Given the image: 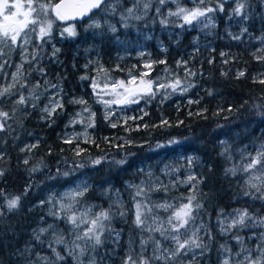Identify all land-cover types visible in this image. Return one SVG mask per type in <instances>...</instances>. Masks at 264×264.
Wrapping results in <instances>:
<instances>
[{
	"label": "rangeland",
	"instance_id": "374dc122",
	"mask_svg": "<svg viewBox=\"0 0 264 264\" xmlns=\"http://www.w3.org/2000/svg\"><path fill=\"white\" fill-rule=\"evenodd\" d=\"M154 1L155 0H153V2ZM209 1L211 0H204V2ZM9 2L14 3L15 0H9ZM26 2L27 0H21V3L25 5ZM43 2L47 3L48 0H43ZM57 2L58 0H51L53 4ZM175 2L176 0H172V3L175 4ZM191 2L199 3V0H191ZM234 2V8L228 10L224 14V25L222 27L213 12L208 13V16L211 17L214 26L213 24H209L208 27H205L204 25L208 23V21L202 17V23L194 21L192 25L186 24L184 27H180L182 23H179L178 30L174 25H169V23L164 24L161 29L155 27L144 29L140 23L151 14V11L141 20H129L128 27L126 28L122 26L119 15H104L99 11L98 15L91 16L82 24L84 37L80 43L77 42L79 31L78 23L54 19L51 39L46 37L44 40H41L37 33L30 34V43L26 46L29 54L28 59L31 61L30 63L23 61L21 56L23 49L20 47H17L14 51L9 52L8 55L0 58V63L4 60L8 61L3 70L0 71V87H6L12 82V75L16 72L17 66L21 63H23L21 83L24 84L23 88L20 87V84H17L16 88L13 89L14 94L2 99V102H0V109L8 111L10 116H12L13 109L16 107L17 110L12 117H17L19 119L33 111H37L44 119H49L42 110L49 105L50 99H60L63 105L65 101H67L72 107L73 112L69 113V118L62 136L65 141L71 140V142H75L74 149L76 152L80 149V144L77 142H87L93 138L94 122L99 112L102 113L104 119H112L115 125L125 127L126 132L141 128L140 124L136 122L142 117V114L146 110L144 105H139L138 107L136 103H132L127 105L111 104L106 106L102 101L110 100L114 97L103 93L105 91L110 92L113 89L114 81L123 80L127 84L129 80L134 78L138 84L140 81L138 74L149 73L155 65V49L161 53H166L170 48L167 40L162 34L165 35L172 44L176 43L177 48L180 49V51L174 55L176 56L174 66H172V64L168 65L164 74L160 75L155 80L156 87L159 84L172 85L175 84L177 80L180 81L179 86L175 89L172 87H165L167 90L165 95L170 97L180 93L187 95L189 92V85L185 83L184 79L189 77V73L192 72L190 64L193 53H197V55L200 56L201 62L206 59L208 62H212L214 60V52L218 39L228 44H231V42L241 44L249 51V54L252 55L254 60H259L264 56V33L251 34L249 32V18L252 9L248 6L247 0H234ZM238 2L244 3L245 5L242 15H236L234 12ZM131 3L132 0H122V7L118 8L117 11L120 12L123 11L124 8L131 7ZM177 8L173 11L175 12ZM188 9H191V7ZM50 16L54 17V13H50ZM245 16L247 19L244 18ZM0 20H2V18H0ZM93 20H99L102 27L99 29L90 28L89 25ZM105 20H108L111 24L116 26V33L107 30V26L104 25ZM68 28L74 29L76 35L71 36L65 33L62 36L61 32H64V30ZM245 28L247 31H243ZM187 30H191L195 33L189 36L188 42H185L183 41V36H185ZM67 37H70L72 42L74 41V57L78 58L81 63L77 65L75 61L71 62V69L73 72L82 71L78 77L77 83H74L72 79L69 80V83H65L60 80L58 74L53 72V69H48L52 64H56L62 67V78H67L69 76L65 71L66 66L61 65L63 60L62 57L57 55V53L63 49L62 44L66 41ZM234 37H239V39ZM105 38L110 40L111 44L117 48L114 60L110 58L108 59L109 61L106 62L104 61L105 57L101 49V42ZM230 46L219 51L218 55L222 58L221 60L227 59L228 55L229 57H235L236 53H238V49L232 48L234 47L232 44ZM54 49H59L55 56H53ZM5 51L8 52V49H5ZM34 52L37 53V55L35 60H32L31 54ZM161 61H163V63L165 62V60H160L158 63H161ZM146 64L150 65V67H145ZM41 69L43 70V74L40 71ZM116 70L120 73H124V78L114 74ZM136 70L139 72L137 73ZM2 73L3 75H1ZM258 76L260 80H264V70L259 72ZM53 77L56 79L51 80ZM81 77H87V79H81ZM93 82L98 85L95 89L92 86ZM76 84H78L79 89L76 88ZM37 85H39V87H36ZM53 85L56 87H53ZM152 86L153 84L151 87ZM185 88H187L186 91L184 90ZM33 89L36 95L39 96V100L32 101L29 99L28 104L15 106L14 102L19 98V95L23 94L27 98L29 92L33 91ZM211 91H215L217 95L221 92V89L212 87ZM98 92H100L101 95L98 96ZM57 93H59L58 96ZM81 99L86 103L80 104L72 102ZM33 104H35V107L32 106ZM85 108H87L88 111H85ZM59 110L60 109H57L56 112ZM56 112L52 114L51 118H53ZM91 113H94V116H90ZM73 120L77 122L72 123ZM80 120L84 122H78ZM90 122L92 126H89ZM248 126L249 125L245 124L243 129L247 130ZM239 132L240 131L236 128L229 129L228 131L220 130L215 138L214 144L218 152L229 160L228 165L222 166L220 173L224 182H227V185L224 186L225 190L231 189L233 193L242 197L245 196L243 193L247 190L245 182L249 178V173H244L240 169L247 163V160L244 158L246 154H255L256 149H258L261 144H264V126H259L257 130L262 138L257 142L248 140H243L241 142ZM37 141L38 139L36 138L33 139V141L28 139L22 141L18 145L17 151L22 154L24 161L27 160L29 163L31 159V155L29 154L31 146L36 144ZM127 142H131V140L127 139ZM7 144L6 133L4 131L0 132V163L6 162L9 158L10 153ZM170 156L169 159L166 158L164 161L153 157L132 163L129 169L131 175L127 178H123L121 185L112 184V182L106 181L105 179L96 185L97 193L109 202L117 217V221L121 224L113 228L120 233V238L119 241L116 242L114 236H110L106 241L107 245L105 244V248H97L95 252L89 249L84 257L81 258L84 264H87V261L93 257L96 260V264H123V259L129 251V234H126V231H129V229L126 228L125 225L133 223L135 212L133 199L135 197V188L131 186L141 185L142 182L146 190L149 187H159L160 185H166L168 188L167 192L162 190L150 192L148 195L150 203L168 201L177 204L187 202L182 198L192 194V185L195 184V181L191 183H183V181L187 180L190 175L199 179L201 183L197 185V199L202 203L203 208L199 210L195 223L189 225V232L199 228L201 224L207 229V211L213 209L216 196L215 192L210 189L211 186H204L202 183L204 178H198L197 167L206 164V157L203 158V156L193 153L192 151L185 152L182 148H178L177 151ZM190 159L191 164L189 163ZM233 167L237 168L236 175L230 173L226 175V169ZM82 184L88 186V191L83 197L77 198L79 203L74 204L73 210L79 214L90 206H95L91 209L92 213L100 211V207L95 201H92L90 197L86 198V195L93 186L90 173L81 175L63 188H48L32 206L33 213L31 225L26 231L29 241L27 248L31 251L27 252L24 257V264H45L39 257L55 259L52 249L49 248V244H52L56 251L60 252L61 255L66 258L63 261L57 262V264H78L74 257H70L67 254L68 249L71 248V241L74 239V235L72 225L63 218L64 212L60 210L59 205L61 202L68 204L70 201L65 197V193L77 189V186ZM252 191L254 192V190ZM258 196L259 193H256V197ZM41 201H43V203H41ZM217 211L219 212V227L221 229V222H225L223 226H226V221L231 219L234 211H227L222 207H218ZM53 212H58L59 216L52 215L51 213ZM121 212L126 213V215L121 217L119 215ZM153 214H158L161 219H166L168 215V213H165L163 210L157 209L153 210ZM194 215H196L195 212ZM49 225L53 227L46 233L40 235V241L35 240L34 232H38L40 228H47ZM205 228L200 229L199 235L203 242L207 244ZM181 231L183 232V229ZM262 232H264V226L259 225L243 230L233 229L228 233L221 232V235L224 236L222 245L227 244L232 250L234 260L239 259L242 257H235V254L239 252V245L233 239V236L240 235L244 237L245 246L255 249V246L260 243L258 237ZM59 235L64 236L65 244L56 245L54 243V237ZM141 235L143 234L139 236ZM155 235L157 239L161 240L165 247H174V244L170 241H164L158 233ZM249 237H251V239H249ZM183 238L184 237H182V239ZM36 248L42 250L34 251ZM256 254L257 253L253 251V256ZM222 258L223 253L221 251L219 264H221ZM159 264H161V262H159ZM173 264H206L204 260V251L202 252L201 249L193 248L191 251H186V254H182L178 257Z\"/></svg>",
	"mask_w": 264,
	"mask_h": 264
},
{
	"label": "trees",
	"instance_id": "16d2710c",
	"mask_svg": "<svg viewBox=\"0 0 264 264\" xmlns=\"http://www.w3.org/2000/svg\"><path fill=\"white\" fill-rule=\"evenodd\" d=\"M219 4H223V11L217 10L214 15L222 27L224 14L234 8V0H211L203 4L192 3L191 0H176L174 4L172 0H167L163 6L157 5L154 1L151 14L143 19L140 25L144 29L153 27L161 29L164 24H161L160 20L166 18L169 25H174L178 30V24L183 21L175 16H167L169 11L179 6L217 8ZM247 4L252 9L249 32L264 33V0H247ZM156 7H161L159 15L155 11ZM98 14L99 10L92 16ZM84 22L78 23L77 42L79 43L84 37L82 30ZM194 33L187 30L183 41L188 42L189 36ZM162 36L167 40L170 48L166 53L155 49V65L149 73H146L147 75L143 76L144 80L153 82L152 90L155 94L151 96L145 94L136 103L138 107L144 105L146 108L142 117L136 122L141 128L126 132L123 126L112 127L114 124L112 119H104L99 112L94 122L93 138L87 142H77L82 150L77 154L74 149L75 142L66 143L62 136L69 113L73 112L67 101L51 120L44 119L37 111H33L23 118L12 117L8 121L10 128L4 132L7 136L10 155L6 162L0 163V170L3 171V175L0 176V193H2L0 210L4 213L0 217V264H24V257L27 254L25 249L29 244L26 231L31 225L32 206L48 188H63L81 175L90 173L93 186L86 198L90 197L92 201H95L100 210L113 212L109 202L97 193V184L105 179L112 184L121 185L123 178L131 175L129 169L132 163L153 157L164 161L166 158L169 159L178 148H182L185 152L192 151L203 158L206 157V164L197 167L198 178L203 177L204 186H211L210 189L216 196L213 209L207 211V230L211 233V241L206 234L208 244V250H204L206 264H219L220 245L224 241L219 227L218 207L227 211L247 209L258 217H264V200L249 196L241 197L233 193L231 189L225 190L224 186L227 182H224L220 173L222 166L228 165L229 160L218 152L214 144L220 130L228 131L234 128L240 131L241 142L243 140L257 142L262 139L257 130L259 126H264V114H262L264 113V83H260L258 73L264 70V56L254 60L241 44L231 42L234 46L232 48L239 50L238 53L235 57L228 55L227 59L221 60L219 51L231 44L218 39L212 62H208L207 59L201 62L200 56L193 53L190 65L195 75L184 79L187 85H191L188 86L187 95L180 93L170 97L165 95L167 91L165 88L155 86V80L164 74L168 65L174 66L176 60L174 55L180 49L165 35L162 34ZM62 48L57 55L62 57L61 65L66 66L65 71L69 76L62 78V67L56 64H52L48 69H53V72L58 74L60 80L65 83H69L71 79L77 83L82 71L73 72L71 69L72 61H75L77 65L81 64L79 59L74 57V41L67 37ZM101 49L105 62L110 58L114 60L117 48L111 44L110 40L103 39ZM160 60L165 62L158 63ZM240 72L244 75L240 76ZM114 74L124 78V73L118 70L114 71ZM141 75L138 74L139 79ZM55 79V77L51 78V80ZM75 86L79 89L78 84ZM212 87L220 88L221 92L216 95L215 91H211ZM257 106L260 107L257 108ZM245 124L250 126L247 130L243 129ZM35 138L38 141L34 144L35 147H31L29 153L31 159L25 164L22 154L17 151L18 145L24 140L33 141ZM127 139L131 142H127ZM169 141H177V143H169ZM97 159L101 161L99 164L92 163ZM120 160H126V163H115ZM34 168L36 170L32 171ZM63 173L68 175L65 176ZM15 196L21 197L20 207L9 212L6 208V199ZM119 225L121 224L114 215L111 221L112 229ZM125 227L129 229L126 231L129 239L135 240L133 247L138 253L140 251L139 235L143 234L146 238L148 234L140 233L133 223L126 224ZM105 235L108 234L105 233ZM106 241L99 247L100 249L105 248ZM41 250L34 249V251ZM151 252L152 245L149 244L145 255H151ZM156 264L159 262L157 261Z\"/></svg>",
	"mask_w": 264,
	"mask_h": 264
},
{
	"label": "snow or ice",
	"instance_id": "6c2138e0",
	"mask_svg": "<svg viewBox=\"0 0 264 264\" xmlns=\"http://www.w3.org/2000/svg\"><path fill=\"white\" fill-rule=\"evenodd\" d=\"M156 4L163 6L167 0H155ZM153 0H132L131 7L124 8L123 11L118 12V8L122 7V0H58L57 3H51V0H48L47 3L43 0H27L26 5L21 3V0H15L14 3H10L9 0H0V58L8 55L9 52L14 51L17 47L23 49L21 56L24 62H31L28 59L27 45L30 43V34L37 33L39 39L44 40L46 37L51 39L52 34V25L54 19L65 20L70 18V15L83 17L88 13H91L92 10H99L104 15H119L120 21L123 27H128L129 20H141L148 15L149 11L152 10ZM199 3L203 4L204 0H199ZM244 3H237V7L234 9L236 15H242L244 10ZM217 10L223 11V4H219L217 8L212 7H193L191 9L178 7L175 12L169 11L167 16H175L182 19L183 23L180 27H184L185 24L192 25L193 22L202 23L201 18H205L208 23H205V27H208L209 24L214 22L211 20V17L208 16V13H213ZM156 13L159 15L161 12V7L155 8ZM50 13H54V17L50 16ZM247 19V17H244ZM161 24H167L168 20H160ZM104 25L107 26V30L116 33L117 28L115 25L111 24L108 20L104 21ZM90 28L99 29L102 27L99 20H93L89 25ZM247 31V29H243ZM65 33L71 36H75L76 32L72 28L65 29L64 32H61L63 36ZM239 39V37H234ZM8 49V52L5 51ZM59 49L53 50V56ZM32 60H35L37 53H32ZM8 61L4 60L0 63V71L3 70L5 64ZM163 63V61H161ZM186 63V62H184ZM145 67H150L146 64ZM22 68L23 63L17 66V70L12 75V82L9 83L6 87H0V102L3 98H7L13 95V89L16 88L17 84H20V87L23 88L24 84L21 83L22 80ZM43 74V70H40ZM147 75L146 73L141 75L139 84L133 78L125 83V81H114L113 89L105 91L103 94L111 95L114 98L110 100H103L102 102L107 106L111 104H132L138 103L140 98H143L145 94L151 96L155 93L152 90V81H145L143 76ZM189 75H195V73L190 72ZM240 76H243L244 73L240 72ZM81 79H87V77H81ZM260 83H264V80H260ZM180 81L177 80L175 84L172 85H157L158 88L172 87L176 88L179 86ZM136 85V86H133ZM93 88H97L98 85L93 82ZM191 85H189L190 87ZM36 87H39L37 85ZM53 87H56L53 85ZM185 91L187 88L184 89ZM59 93H57V96ZM97 95H101L100 92ZM29 99L32 101L39 100V96L36 95L35 90L30 91L28 97L26 98L23 94L19 95V98L15 100V106L26 105L29 102ZM73 103L85 104L84 100L72 101ZM35 107V104L32 105ZM260 106H257L259 108ZM63 103L60 99H50L49 105L46 106L42 111L46 114V117L51 119L52 114L57 111V109H62ZM16 107H14L12 116L15 115ZM85 111H88L85 108ZM264 114V113H262ZM79 115V114H78ZM8 111L0 109V132L6 131L10 128L8 121L12 119ZM90 116H94V113H91ZM134 119V118H133ZM77 121L73 120L72 123ZM83 123V120L78 121ZM89 126H92L91 122ZM112 127H116L115 124ZM107 139V138H105ZM66 143H71V140H66ZM169 143H177V141H169ZM31 147H35L32 145ZM159 147V145H158ZM80 149L77 150L79 154ZM247 160L241 167V171L244 173H249V178L245 182L247 190L244 191L243 195L253 196L264 200V144H261L258 149H256L255 154L247 153L244 157ZM101 161L99 159L92 161L94 164H99ZM25 164L28 163L27 160L24 161ZM118 164L126 163V160L115 161ZM191 164V159L189 160ZM82 166V165H81ZM36 169H32L35 171ZM237 168L226 169L225 174L236 175ZM259 173V174H257ZM3 175V171L0 170V176ZM67 176L68 173H63ZM150 175V173H149ZM195 181V184L192 185L193 191L192 194L187 197H183L186 203H170L168 201H163L160 203L152 202L148 200V195L153 191H165L167 192L168 188L166 185H160L159 187H149L147 190L141 185H134L131 187L135 188V197L134 199V220L133 225L135 228L139 229L140 233H147V237L141 235L139 239L140 251L137 253L133 247L135 240L129 239V251L123 259V264H156L157 261L161 264H173L182 254H186V251H191L193 248L208 250V244H205L202 238L199 235L200 229L205 228L203 224L199 228H196L194 231L189 232V225L195 223L196 216L199 213V210L203 208L202 203L197 199V185L201 183L199 179L194 176H189L187 180L183 183H191ZM254 190V192L252 191ZM88 191V186L86 184L78 185L77 189L71 190L69 193H65V197L69 199L68 204L60 203L59 207L62 212H64V219L72 225V231L74 239L71 241V248L68 249V256L74 257L78 264H84L82 257L86 252L91 249L93 252L97 248L101 247L105 241L110 236H114L115 241L118 242L120 238V233L112 229L111 221L115 213L110 210L102 209L99 212L92 213V207L85 209L83 212L77 214L73 210L74 204L79 203L77 200L78 197H83ZM256 193H259V196L256 197ZM2 195V193H0ZM63 199V198H62ZM20 196H15L11 199H6V208L9 212L18 209L20 207ZM43 203V201H41ZM163 210L165 213H168L166 219H161L158 214H153V210ZM194 212L196 215H194ZM54 216H59L58 212L51 213ZM4 215L3 210H0V217ZM121 217L126 215V213H119ZM221 232L228 233L233 229L243 230L249 227L264 226V217H258L254 213H250L247 209L234 210V214L231 216L230 220L226 221V226H223L225 222H221ZM52 225H49L47 228H40L38 232H34V238L37 241H40V235L46 233ZM183 229V232L181 231ZM206 234L211 241V233L205 228ZM105 233L108 235L106 236ZM156 233L164 241H170L174 244V247L168 248L161 242V240L156 238ZM182 237H184L182 239ZM233 239L239 245V252L235 254V257H242L235 259L232 255L231 248L227 245H220V250L223 253V258L221 264H264V232L260 234L258 239L260 243L255 246V249L247 248L245 246L244 237L240 235H234ZM251 239V237H249ZM54 243L56 245L65 244V238L63 235L55 236ZM152 245L151 255H145L147 252V246ZM49 248L52 249L55 259L49 257H39L41 261H44L45 264H57L59 261L65 260V256L61 255L60 252L56 251L52 244H49ZM26 252L31 250L26 248ZM253 251L257 254L253 256ZM87 264H96L95 258H91L87 261Z\"/></svg>",
	"mask_w": 264,
	"mask_h": 264
},
{
	"label": "water",
	"instance_id": "95a60500",
	"mask_svg": "<svg viewBox=\"0 0 264 264\" xmlns=\"http://www.w3.org/2000/svg\"><path fill=\"white\" fill-rule=\"evenodd\" d=\"M97 11V10H92L91 13H88L87 15L80 17V16H74V15H70V18L65 19L66 22H72V23H80V22H84L86 21L88 18H90L92 16V14Z\"/></svg>",
	"mask_w": 264,
	"mask_h": 264
}]
</instances>
